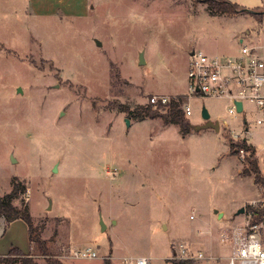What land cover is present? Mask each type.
<instances>
[{
  "label": "rangeland",
  "instance_id": "374dc122",
  "mask_svg": "<svg viewBox=\"0 0 264 264\" xmlns=\"http://www.w3.org/2000/svg\"><path fill=\"white\" fill-rule=\"evenodd\" d=\"M211 3L88 0L84 15H49L33 14L27 0H0V195L14 177L25 184L14 204L23 201L48 253L62 264H133L138 256L176 264L179 240L207 256L186 263L226 264L220 233L246 223L238 208L263 207L264 124L256 123L262 114L245 102L232 117L226 99L187 89L190 51L233 57L246 31L261 39L260 18L213 12ZM154 95L182 97L193 127L205 123V106L219 131L182 133L159 116L133 123L124 106H145ZM245 126L263 190L240 172L245 160L230 147L242 141L232 133ZM87 248L96 256L72 255ZM27 256L45 264L33 245L0 259L24 264Z\"/></svg>",
  "mask_w": 264,
  "mask_h": 264
},
{
  "label": "built area",
  "instance_id": "2783aa9c",
  "mask_svg": "<svg viewBox=\"0 0 264 264\" xmlns=\"http://www.w3.org/2000/svg\"><path fill=\"white\" fill-rule=\"evenodd\" d=\"M261 39L257 40L250 30L245 37L238 39V54L233 57L222 58L217 54H206L193 49L189 55L187 67V89L190 95L200 97L219 98L229 101L227 114L236 116L244 111V103L255 106V110L262 115L256 118V123L264 124V0L261 8ZM170 101L166 96H151L153 106L166 105ZM241 102L242 109L237 111L235 102ZM185 117L192 114L188 103L182 105ZM219 121V120H218ZM222 124L228 123L222 119ZM219 123V122H218ZM245 123V122H244ZM234 130V129H233ZM251 136L249 128L242 132L232 133L235 140L248 141ZM239 155L244 157V150L239 149ZM248 219L242 226H233L231 230L220 233L219 241L228 248L226 264H264V218L258 222H251V212L247 211ZM74 257H95L89 248L83 251H72ZM171 259L177 261H196L207 259L201 250H192L182 241H177L173 248ZM133 264H150L148 257L138 256Z\"/></svg>",
  "mask_w": 264,
  "mask_h": 264
},
{
  "label": "trees",
  "instance_id": "16d2710c",
  "mask_svg": "<svg viewBox=\"0 0 264 264\" xmlns=\"http://www.w3.org/2000/svg\"><path fill=\"white\" fill-rule=\"evenodd\" d=\"M212 3L208 4V7L213 12L218 13H228L232 14L237 12L236 9L240 6L231 3L228 0H211ZM256 18H260L261 15H254ZM184 100L182 97H178L177 99H170V101L166 105L158 104L154 107L152 104H147L145 106L136 105L132 110L130 107L125 105L124 110L129 111L133 115V119L136 121L145 120L147 118H155L157 116L161 117L165 124L173 123L178 125L179 130L182 133H185L188 128H192V126L186 120L185 114L182 109V105ZM164 110L163 113H159L158 110ZM230 147L233 152H236L239 149H243L246 154L243 157L245 160V164L241 170V173L244 175H252L253 181L255 184H258L262 189L260 182V173L257 164V158L255 157V149L251 145H247L245 141L233 142L230 141ZM26 192L25 184L19 180L17 177L12 179V188L9 192L0 195V217L3 218L5 225L10 223L15 219H22L27 227H28V235L31 246L38 251L39 255L44 256L45 264H62L58 259L52 258L48 253V245L45 239L40 237V232L36 226L33 225L32 217L29 213L28 208L22 203L21 206H16L14 204V200L18 199V197ZM264 192V191H263ZM245 211L251 212V222H258L260 219L264 218V205L260 209H256L253 206L245 207ZM9 256L15 255H24L19 249L13 247L8 252ZM5 261V264H11L12 258L3 257L0 259V262ZM188 261H174L176 264H188ZM24 264H36L32 261L31 256L25 257L23 259ZM104 264H112L109 261H104Z\"/></svg>",
  "mask_w": 264,
  "mask_h": 264
},
{
  "label": "crops",
  "instance_id": "0c3cea01",
  "mask_svg": "<svg viewBox=\"0 0 264 264\" xmlns=\"http://www.w3.org/2000/svg\"><path fill=\"white\" fill-rule=\"evenodd\" d=\"M88 0H27V4L33 14L49 15L62 13L63 15H84L87 9ZM144 120H141L142 122ZM139 122L133 120V123ZM241 172V171H240ZM259 198L256 197L248 203L255 204ZM252 206V205H251ZM256 206V205H255ZM247 211L242 214L245 215ZM241 215L237 216L240 218ZM0 254L4 255L13 247L19 249L23 254L28 253L31 249L29 241L28 227L22 219H15L10 223H4L0 217Z\"/></svg>",
  "mask_w": 264,
  "mask_h": 264
},
{
  "label": "water",
  "instance_id": "95a60500",
  "mask_svg": "<svg viewBox=\"0 0 264 264\" xmlns=\"http://www.w3.org/2000/svg\"><path fill=\"white\" fill-rule=\"evenodd\" d=\"M237 12H246L252 15H261L263 13L262 9H252V8H247V7H240L239 9H236ZM97 45L100 44L99 41H96ZM193 51H190L189 55H192ZM144 63V57H143V51H140L138 53V64H143ZM237 111L240 112L242 109L241 102H235ZM62 115V113H61ZM201 117L205 121V123L202 126H192V128L196 131L200 129H205V128H212L214 131L218 132L219 131V123L218 121H213L210 119V114L208 110L206 109L205 106H202L201 108ZM125 123L128 126L129 125V119H125ZM12 159V158H11ZM55 170V169H54ZM245 209L244 207H240L236 210V214L244 213ZM218 217L222 216V212H219L217 214ZM101 229H105V224L101 221Z\"/></svg>",
  "mask_w": 264,
  "mask_h": 264
}]
</instances>
